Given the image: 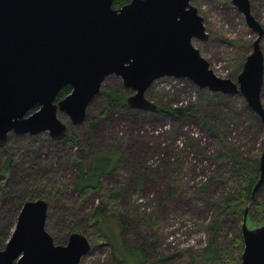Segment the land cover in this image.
<instances>
[{
  "label": "rangeland",
  "instance_id": "374dc122",
  "mask_svg": "<svg viewBox=\"0 0 264 264\" xmlns=\"http://www.w3.org/2000/svg\"><path fill=\"white\" fill-rule=\"evenodd\" d=\"M249 1L252 14L264 28V0ZM191 3L208 33L206 40L193 39V45L216 75L236 81L257 33L247 27L230 0ZM260 46L264 56V34ZM104 88L132 93L112 74L87 106V121L71 125L67 115L58 113L69 124L68 132L77 136L78 149L61 150L45 132L8 135L5 151L0 148V248L10 237L30 190L50 186L59 191L48 206L45 228L56 244H64L73 230H83L91 243L81 264H123L114 259L105 239H97L98 230L90 220L95 207L113 191L117 199L105 212L126 222L119 235L126 246L145 250L143 264L152 260L154 264H232L228 259L236 260L243 248L232 243L241 219L225 211L220 201L239 183L237 169L244 173L259 170L264 146L259 117L240 93L198 88L187 78L161 77L145 95L166 109L192 106L190 117H166L128 106L106 109ZM260 97L264 107V75ZM89 119L95 123L90 124ZM110 149L120 152L115 169L100 178V190L78 197L72 188L78 176L74 160L84 159L89 168L94 151ZM6 156H10L8 174L2 173ZM255 204L264 206V180L250 206ZM209 238L219 254L204 260L200 251Z\"/></svg>",
  "mask_w": 264,
  "mask_h": 264
},
{
  "label": "water",
  "instance_id": "95a60500",
  "mask_svg": "<svg viewBox=\"0 0 264 264\" xmlns=\"http://www.w3.org/2000/svg\"><path fill=\"white\" fill-rule=\"evenodd\" d=\"M192 0H0V148L9 133L36 135L47 131L62 139L67 124L86 119V109L109 75L132 91L126 105L153 111L145 92L161 77L187 78L198 88L240 93L264 127L260 92L264 28L251 12L249 0H230L257 36L236 81L214 73L193 45L206 40L204 19ZM71 91L57 100L59 91ZM36 110L28 113L30 109ZM264 142V140H263ZM264 180V146L259 157L255 193ZM244 208L240 264H264V223L251 227ZM48 202L23 201L13 231L0 248V264H81L90 242L78 231L56 244L45 228Z\"/></svg>",
  "mask_w": 264,
  "mask_h": 264
},
{
  "label": "trees",
  "instance_id": "16d2710c",
  "mask_svg": "<svg viewBox=\"0 0 264 264\" xmlns=\"http://www.w3.org/2000/svg\"><path fill=\"white\" fill-rule=\"evenodd\" d=\"M129 1L130 0H113L112 4L113 7L117 8L122 6L123 4L128 3ZM69 92L70 87L67 85L61 89L58 97L62 98ZM104 93L106 97V109L107 107L113 109L126 108V98L128 93L124 92V90L104 88ZM156 106L157 107L154 111H158L166 117H190L193 115L192 106H175L167 109L157 104ZM202 119L210 129L213 128L211 124L207 123L204 116L202 117ZM85 121H87V119H85ZM88 121L90 122V124L95 123V120L93 119H89ZM56 144L61 145V150H63V147H65V149L67 147L69 149H72V147H76L78 149L79 147L77 136L70 134L69 132H67L60 141L56 142ZM1 149H4L5 151V147ZM119 158L120 152L116 149H110L94 151L89 158V168L86 167V162L84 159L78 158L77 160H74V166L76 165L78 176L72 184V188L78 193V197L85 196L88 191L90 192L92 190H100V178L108 173H111L115 169L117 163L119 162ZM9 160L10 156H6V162L4 163V166L2 168V173L4 174H6L8 170ZM255 171H257V169H255ZM237 173L239 176V183L231 192L225 194L222 197L220 203L225 211L230 212L237 217H240L241 220L244 208L247 204H249L247 210L248 225L251 227L260 225L264 223V206L259 207L256 206L257 204L250 206L251 201L254 198V194H252V188L259 176V170L257 173H244L237 169ZM1 187L3 189L6 188V181L2 182ZM47 187L45 190H41L37 187L33 190H30L29 194L25 197V200L43 198L48 202V206H50V203L53 201V198L57 196L59 190L58 188L54 190L50 186ZM34 191H36L37 193L31 194ZM117 195L118 194L115 191L110 192L109 195H107V199L102 200L99 205L95 207L94 211L91 214L90 220L98 230L97 239L103 238L111 245L114 259H116L117 261L122 262L123 264H143L142 261L145 258V250L138 247L126 246L123 243L121 236L119 235V231L124 227L126 222L120 216L114 215L112 212H105L110 203L117 199ZM16 202L18 204L20 203L18 201ZM18 206H20V204ZM214 229H218L217 221L214 223ZM73 231L83 233V230ZM232 243L239 248L243 246L240 231L232 238ZM218 254L219 250L214 247L212 239L209 238L206 248L200 251L201 258L204 260L216 259L218 257ZM240 255L241 252L237 256L236 260L235 257L234 259H228L229 263L240 264ZM147 264H154V260L150 261Z\"/></svg>",
  "mask_w": 264,
  "mask_h": 264
},
{
  "label": "flooded vegetation",
  "instance_id": "af4514ba",
  "mask_svg": "<svg viewBox=\"0 0 264 264\" xmlns=\"http://www.w3.org/2000/svg\"><path fill=\"white\" fill-rule=\"evenodd\" d=\"M66 86H67V85H66ZM68 86H69V85H68ZM64 87H65V86H64ZM69 87H70V86H69ZM60 91H61V90H60ZM60 91H59V92H60ZM70 91H71V88H70ZM130 94H131V93H130ZM58 95H59V93H58ZM58 95H57V100L61 99V98L58 97ZM66 95H67V94H66ZM66 95H65V96H66ZM128 95H129V94H128ZM128 95H127V96H128ZM62 98H63V97H62ZM34 110H36V109H34ZM34 110H33V111H34ZM137 110H138V109H137ZM58 113H59V112H58ZM62 113H63V112H62ZM58 117H59V116H58ZM67 117H68V116H67ZM86 117H87V114H86ZM68 118H69V117H68ZM68 121H69V119H68ZM63 122H64V121H63ZM65 123H66V122H65ZM66 124H67V132H68V126H69V124H71V123H70V121H69V124H68V123H66ZM71 125H73V124H71ZM67 132H66V133H67ZM41 133H42V132H41ZM45 133H47V135L49 136V134H48L47 131H45ZM9 134H10V133H9ZM9 134H8V135H9ZM12 134H15V133H12ZM18 135H20V136H25V135H28V136H34V135H30V134H28V133H25V134H18ZM36 135H37V134H36ZM65 135H66V134H65ZM49 138H50L52 141H54V142H58V141L61 140V139H59V140H54V139H52L50 136H49ZM7 139H8V136H7ZM6 142H7V141H6ZM5 146H6V144H5ZM5 146H4V147H5ZM4 147H3V148H4ZM8 170H9V167H8ZM8 170H7V172H6L7 174H8V172H9Z\"/></svg>",
  "mask_w": 264,
  "mask_h": 264
}]
</instances>
